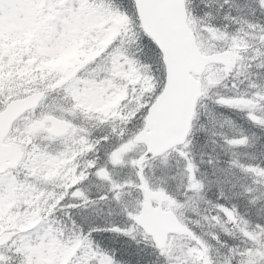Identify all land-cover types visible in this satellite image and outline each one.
Returning a JSON list of instances; mask_svg holds the SVG:
<instances>
[{"label":"snow or ice","instance_id":"6c2138e0","mask_svg":"<svg viewBox=\"0 0 264 264\" xmlns=\"http://www.w3.org/2000/svg\"><path fill=\"white\" fill-rule=\"evenodd\" d=\"M261 157L264 0H0V264H264Z\"/></svg>","mask_w":264,"mask_h":264},{"label":"trees","instance_id":"16d2710c","mask_svg":"<svg viewBox=\"0 0 264 264\" xmlns=\"http://www.w3.org/2000/svg\"><path fill=\"white\" fill-rule=\"evenodd\" d=\"M236 2H243V0H236ZM197 139L199 140L200 139V137H199V135L197 136ZM212 151V148H211V146L209 147V152H211ZM217 151H219V149L217 148ZM256 150L255 149H250V150H248V153H254ZM247 157H246V155H245V157H241V159L243 160V159H246ZM262 159H264V157H261ZM240 159V158H239ZM240 159V160H241ZM249 183H251V181H249ZM236 191H240L241 189L239 188V187H237V189H235ZM209 195L211 196L212 195V193L210 192L209 193ZM240 203H241V206H242V208L244 207V205L246 204V201H244V200H241L240 201ZM250 208H251V213H252V215L253 216H255L258 212H260V208H261V205L260 204H257L255 207H251V206H249ZM260 214H264V212H261Z\"/></svg>","mask_w":264,"mask_h":264}]
</instances>
